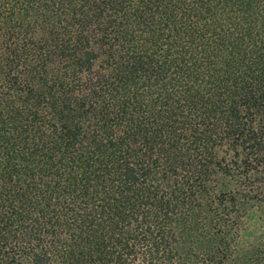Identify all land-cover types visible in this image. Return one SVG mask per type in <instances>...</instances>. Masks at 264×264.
<instances>
[{"label":"trees","instance_id":"1","mask_svg":"<svg viewBox=\"0 0 264 264\" xmlns=\"http://www.w3.org/2000/svg\"><path fill=\"white\" fill-rule=\"evenodd\" d=\"M242 261L264 0H0V264Z\"/></svg>","mask_w":264,"mask_h":264},{"label":"rangeland","instance_id":"2","mask_svg":"<svg viewBox=\"0 0 264 264\" xmlns=\"http://www.w3.org/2000/svg\"><path fill=\"white\" fill-rule=\"evenodd\" d=\"M249 238H250V237H249V234H248V236L246 237L245 241H250ZM239 264H246V263L242 261V262H240Z\"/></svg>","mask_w":264,"mask_h":264}]
</instances>
